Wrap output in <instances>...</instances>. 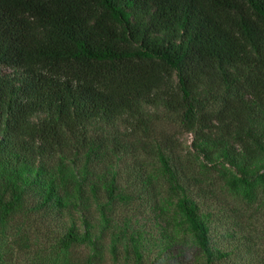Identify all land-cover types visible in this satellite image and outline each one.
Wrapping results in <instances>:
<instances>
[{"label": "trees", "instance_id": "16d2710c", "mask_svg": "<svg viewBox=\"0 0 264 264\" xmlns=\"http://www.w3.org/2000/svg\"><path fill=\"white\" fill-rule=\"evenodd\" d=\"M139 64L175 77L173 108L192 135L191 170L173 157L174 137L143 118L139 91H106L55 74L65 66ZM119 111L138 120L151 141L166 196L157 195L151 177L137 182L129 169L120 183L126 151L115 142ZM259 195L264 0H0V250L10 222L30 209L58 221L49 236L55 245L40 264H97L105 250L114 262L131 254L136 264H157L148 261L153 234L128 212L113 215L116 203L142 197L166 222L167 258L180 256L176 240L183 238L204 264H263L237 211ZM229 198L237 207L219 229L214 218L228 211ZM0 264L13 261L0 253Z\"/></svg>", "mask_w": 264, "mask_h": 264}, {"label": "rangeland", "instance_id": "374dc122", "mask_svg": "<svg viewBox=\"0 0 264 264\" xmlns=\"http://www.w3.org/2000/svg\"><path fill=\"white\" fill-rule=\"evenodd\" d=\"M55 74L74 81L92 82L98 88L106 91H114L116 89L120 91L136 89L139 91L143 97V100L140 101L143 118L150 121L157 132L166 131L174 137V144H172L174 147L173 157L176 155V159L181 160L184 167L188 165L189 168H186L187 170H191L189 160L192 158L189 155L191 152H189L188 147L192 140V135L181 128L175 114L173 107L176 104L178 95L175 77L169 71L154 64H139L135 67L126 66L116 69L102 65L87 70L74 66H65L58 67ZM120 74H124V76L118 81V76L121 77ZM115 118V142L117 145H124V150L126 151L123 161L120 162V183L126 185L124 180L126 179V173H128L127 169H129L136 175L137 182L140 178L151 177L153 179L151 187L155 188L157 195L159 197L166 196L167 190L164 179L159 172L151 151L152 143L141 130L138 120L120 111ZM223 196L227 197L228 195L223 194ZM141 198L133 199L134 202L128 204L125 202L116 203L113 215L120 220L128 212L129 215L135 216L134 223L136 226L153 234L156 242L152 250L148 252V261L150 259L157 264H204L198 249L184 244L183 238L176 240V246H180L182 249L180 256L178 255L177 258L173 259L166 257V253L162 252V233L163 229L167 230L166 222H163L161 217L157 218V214L151 212L150 208H146L144 206L145 202ZM262 198L264 197L259 195L251 207L241 204V209H237V211L241 212L240 216H238V225L247 233L249 232L255 239L252 242L255 246V255L264 264V205L256 203L260 202ZM228 201L231 202L225 208L228 211L220 213L219 218H214L219 229L222 228L221 224L223 222L230 221L227 218L228 215L232 216L229 211L237 207L236 203L230 198ZM54 217L49 216L48 222H46L38 212L30 209L22 210L16 214L3 238V246L0 250L2 258L4 260L12 259L13 264H32L36 256V264H40L43 251L45 252L55 245L56 238L50 239L49 237L52 234L51 230L55 228L52 223L57 221ZM154 217L157 218V221ZM48 229H50V232ZM26 235L30 237V240L24 243L21 241V237ZM220 243L224 244V241H220ZM78 252L80 253L77 256L81 259L87 255V252ZM167 252L169 253L168 250ZM104 253V258L97 264H136L131 254L128 258L127 256L125 258L122 256L118 262H114L106 250ZM16 259H18L17 262Z\"/></svg>", "mask_w": 264, "mask_h": 264}]
</instances>
